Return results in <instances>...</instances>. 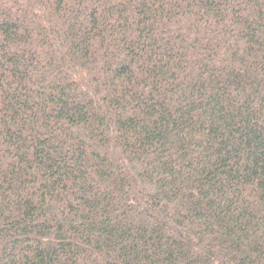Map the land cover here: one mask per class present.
<instances>
[{"label": "trees", "instance_id": "16d2710c", "mask_svg": "<svg viewBox=\"0 0 264 264\" xmlns=\"http://www.w3.org/2000/svg\"><path fill=\"white\" fill-rule=\"evenodd\" d=\"M0 264H264V0H0Z\"/></svg>", "mask_w": 264, "mask_h": 264}]
</instances>
